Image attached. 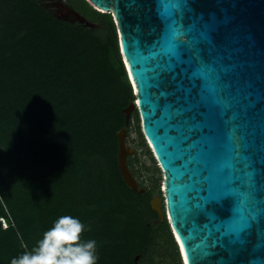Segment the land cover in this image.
<instances>
[{
    "label": "trees",
    "instance_id": "trees-1",
    "mask_svg": "<svg viewBox=\"0 0 264 264\" xmlns=\"http://www.w3.org/2000/svg\"><path fill=\"white\" fill-rule=\"evenodd\" d=\"M55 1L97 27L58 18L44 0H0V264L32 251L63 215L85 225L97 264H157L162 239L181 264L151 195L120 171L135 96L114 19L86 0Z\"/></svg>",
    "mask_w": 264,
    "mask_h": 264
},
{
    "label": "snow or ice",
    "instance_id": "snow-or-ice-1",
    "mask_svg": "<svg viewBox=\"0 0 264 264\" xmlns=\"http://www.w3.org/2000/svg\"><path fill=\"white\" fill-rule=\"evenodd\" d=\"M222 3L123 0L132 27L140 34L142 53L147 54L140 57L145 62L143 71L133 56L135 79L133 71H129V79L142 96L136 79L141 74L144 101L137 99L136 104L146 107L157 132L180 137L195 147L197 141L211 135L207 121L213 112L231 126L232 182L210 189L188 175L177 181L190 185L183 199L193 222L214 226L204 233L202 245L185 255L184 264L264 261V155L259 154L256 137L264 117V61L257 70L248 62L247 47H233L234 32L241 26L234 21L228 25L216 22ZM176 166L183 167L180 159L173 162ZM206 175L201 172V177Z\"/></svg>",
    "mask_w": 264,
    "mask_h": 264
},
{
    "label": "water",
    "instance_id": "water-1",
    "mask_svg": "<svg viewBox=\"0 0 264 264\" xmlns=\"http://www.w3.org/2000/svg\"><path fill=\"white\" fill-rule=\"evenodd\" d=\"M86 1L98 12L113 17L123 62L128 76L129 71H133V79H135L134 70L137 66H135L136 61L133 56L140 61L138 67L143 71L145 62L140 57L142 54H147L142 53L140 34L132 27L134 22L128 15V9L123 4V0ZM218 10L219 15L216 21L218 24L228 25L234 21L241 26L239 31L234 32L233 47H247L246 55L249 64L259 70L264 61V51H262L264 48V0H223ZM118 16L121 18L118 19ZM136 79L141 84L142 96L134 90L135 97L136 100L142 99L143 102V80L140 73L136 74ZM130 80L133 83V80ZM209 103L212 101L210 100ZM134 109L138 110L143 135L164 176L163 193L166 217L178 245L182 264H184L185 255L190 256L197 245H202L204 233L214 226L201 227L193 222L191 210L183 199V194L190 190V185H182L177 181L182 175H188L193 177L197 183H206L210 189H221L232 182L233 172L230 164L233 159L234 145L229 139L231 126L225 124L223 119L213 112L207 121L211 135L197 141L195 147H189L180 137L170 138L159 134L155 122L149 119L147 109L143 104L138 106L135 102L125 110L127 125L130 123ZM126 136L125 128L119 132L120 171L126 184L135 192L143 194L145 191L139 188V183L128 164V156L132 152L126 146ZM256 137L259 154L264 155V117L261 118ZM176 145L179 146L176 147ZM176 159L181 160L183 167H173ZM201 172H207V175L201 177ZM159 205L160 200L155 198L152 201L153 210L163 218L164 215ZM177 237L180 239L178 240ZM181 245H184L183 252ZM257 264H264V261L257 260Z\"/></svg>",
    "mask_w": 264,
    "mask_h": 264
},
{
    "label": "rangeland",
    "instance_id": "rangeland-1",
    "mask_svg": "<svg viewBox=\"0 0 264 264\" xmlns=\"http://www.w3.org/2000/svg\"><path fill=\"white\" fill-rule=\"evenodd\" d=\"M44 5L49 10L53 11L56 14V16L60 19L69 21L71 23H76L86 28L97 27L96 23L84 19L79 14L75 13L67 6H65L64 4L58 1L44 0ZM129 82L131 83L130 79ZM133 94L135 96L134 90H133ZM135 102H136V97L134 103ZM126 130H127L126 146L132 152L128 156L129 167L131 169L132 166L133 170L131 169V171L139 183V188L145 191L143 194L149 193L151 195V205H152V201L155 198H158L160 200V207L164 217L161 218L159 213L157 212L159 216V220L161 222L165 220L168 221L165 212V199L163 193L164 176L159 167V164L157 163V161L153 159L154 157L153 153L152 156L150 154V152L152 151L143 135L141 120L137 109H134L132 111L131 120L129 125L126 126ZM156 249L157 252H155L154 259L157 264H174V257L172 256L174 252L169 247H167L166 241L164 239L158 240V242H156ZM161 249L163 250L161 251ZM161 252H163L165 256L163 257L159 256L161 255ZM181 264H182V260H181Z\"/></svg>",
    "mask_w": 264,
    "mask_h": 264
},
{
    "label": "clouds",
    "instance_id": "clouds-1",
    "mask_svg": "<svg viewBox=\"0 0 264 264\" xmlns=\"http://www.w3.org/2000/svg\"><path fill=\"white\" fill-rule=\"evenodd\" d=\"M85 225L77 217L60 216L30 251L11 264H97L95 240H83Z\"/></svg>",
    "mask_w": 264,
    "mask_h": 264
},
{
    "label": "built area",
    "instance_id": "built-area-1",
    "mask_svg": "<svg viewBox=\"0 0 264 264\" xmlns=\"http://www.w3.org/2000/svg\"><path fill=\"white\" fill-rule=\"evenodd\" d=\"M1 221L3 223L4 228H7L8 224H7L6 220L5 219H1Z\"/></svg>",
    "mask_w": 264,
    "mask_h": 264
},
{
    "label": "bare ground",
    "instance_id": "bare-ground-1",
    "mask_svg": "<svg viewBox=\"0 0 264 264\" xmlns=\"http://www.w3.org/2000/svg\"><path fill=\"white\" fill-rule=\"evenodd\" d=\"M160 206V205H159ZM161 208V207H160Z\"/></svg>",
    "mask_w": 264,
    "mask_h": 264
}]
</instances>
